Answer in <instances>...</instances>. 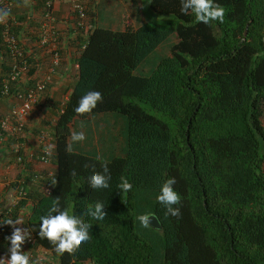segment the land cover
Returning a JSON list of instances; mask_svg holds the SVG:
<instances>
[{
  "label": "trees",
  "instance_id": "16d2710c",
  "mask_svg": "<svg viewBox=\"0 0 264 264\" xmlns=\"http://www.w3.org/2000/svg\"><path fill=\"white\" fill-rule=\"evenodd\" d=\"M43 1L35 7L42 14ZM217 2L225 9L223 23L194 22L191 13H181V0H147L157 15L175 21L160 26L142 15L136 24L123 19V28L96 25L77 39V79L63 106H55V119L46 121L57 166L52 193L41 190L48 180L33 184L35 173L24 160L27 170L18 178L28 198L10 215L15 219L26 207L34 245L52 253L44 264H264V0ZM13 10L8 31L20 36ZM5 33L0 22L1 98L12 57ZM38 41L36 35L31 47L20 43L34 66L30 75L45 50ZM60 52L63 57L61 47ZM28 82L33 80L12 83V93ZM89 90H99L102 99L90 113H75ZM111 113L119 117L107 129L122 121L125 126L121 152L109 158L101 147L76 150L72 128ZM105 165L109 187L90 188L88 176L103 173ZM172 177L180 215L165 217L156 196ZM122 179L132 185L130 191L118 188ZM57 199L62 209L92 225L90 239L63 255L37 235L39 217ZM96 202L104 204L102 221L86 215ZM146 212L161 228L140 227L136 217Z\"/></svg>",
  "mask_w": 264,
  "mask_h": 264
},
{
  "label": "crops",
  "instance_id": "0c3cea01",
  "mask_svg": "<svg viewBox=\"0 0 264 264\" xmlns=\"http://www.w3.org/2000/svg\"><path fill=\"white\" fill-rule=\"evenodd\" d=\"M37 1L41 2L43 0H21L19 1V3H16L14 5L13 12L15 18L18 21L20 31L19 33H21L20 36L23 38L24 44L26 46H30L31 43L29 42V40L38 35L40 17L42 14L40 9L37 10L35 8L39 4L37 3ZM87 8L91 13L98 16L96 17V22L94 23L95 25H93V28L96 25H103V22L107 25H105L106 27H112L114 29L123 28L125 22L128 24L138 23L140 20H142L143 15L141 12L142 0H87ZM56 10L57 27L59 30V35L61 37L60 47L63 52L62 63L57 72V75L53 77L52 82L48 85L45 93L42 95L40 102L28 117L25 125V131L22 133V136L20 138L21 149L26 155L25 160L27 161L31 170L38 176H46L47 173H56V169H52V171H50L51 165L49 163L38 162L37 159H30V157L28 156V154L32 151H34L35 153H40V147L37 142V135H35L33 131L41 127L42 119H46L45 121L50 118L55 119V115L53 117L52 112L56 110V100L60 95L64 94L65 96H68L78 75V64L76 63V59L80 53L78 49L79 47L76 46V43L77 39L81 36V33L76 28L75 23L71 22V10L69 3L63 0H58L56 2ZM103 15L104 18L102 17ZM20 18L22 19L20 20ZM125 18L126 20H124V22L123 19ZM39 55L40 57H42V59L40 58L41 62L38 63L40 69L38 72H36L34 78L44 73V71L47 69V60H49V55L47 56L46 53L43 51L41 52V50ZM3 61L4 59L0 52V70L4 65ZM24 80L25 82L26 80L28 81V79ZM28 84L30 86L32 83L28 82L27 85ZM23 86H25V84H23ZM2 98L0 99V113L6 114L9 112L12 106V100L7 97L3 99ZM117 117L119 116L111 113L108 114L107 117L91 116L87 119H83L82 121H84L85 126H87V128H85V131H83L85 135V139L83 140L84 144L93 143L94 146L92 147V150H99L100 147L101 149L103 148V150L107 154V157L109 158H111L114 154H119L122 150L123 145V141L120 140L124 135L125 126H123V121L117 123L118 127L116 126V128L114 129H107L106 127V123H110L109 121L112 119L116 121ZM119 140L120 143H117L118 148L114 152L113 144L118 142ZM15 145V140L4 142L0 141V210L3 208L7 201V193L10 190L7 186V183L11 182V180L9 179L15 176L18 177L21 173L27 170L25 165H18L15 162V156L13 155ZM10 173L12 175H14L15 173L16 174L15 176L10 177ZM39 180L40 179H37L33 182V184H36V182ZM1 200H4L5 203L1 204ZM27 211L28 210L26 209V207L21 206L16 216V218L19 217L23 221V224H18L17 226L26 228L30 232V238L27 239L26 242L22 245V251H26L30 259L35 258L39 255H44V257L45 255L51 256L52 253L49 250H46L41 246L34 245V243L29 241L33 237V234L31 233V230L27 224ZM7 248L8 242H6V240H2L0 242L1 255H7ZM52 261L53 264H57L56 262H54V260Z\"/></svg>",
  "mask_w": 264,
  "mask_h": 264
},
{
  "label": "clouds",
  "instance_id": "9594fccd",
  "mask_svg": "<svg viewBox=\"0 0 264 264\" xmlns=\"http://www.w3.org/2000/svg\"><path fill=\"white\" fill-rule=\"evenodd\" d=\"M14 5L15 4L13 2V7ZM180 11L184 15H188L189 13H191L194 22L203 23L205 25H209L212 22L223 23L225 17V9L222 5H220L217 2V0H181ZM9 15H10L9 10L7 9L0 10V22H3V20L7 19ZM90 25L91 28H93V24ZM76 28L81 30L84 29L78 27ZM89 29L87 30L85 29V30L88 31ZM67 98L68 96H66L65 100ZM101 99H102V94L99 90L86 91L84 92L83 95L79 97L77 104L74 107V112L77 114L90 113L96 107L97 103ZM64 102H62V104L60 105L63 106ZM39 132L40 131H37V135ZM48 133L50 134V132ZM50 137L53 142V138L51 134ZM20 138L18 139L19 142H20ZM84 139H85V135L83 131H75L71 133V141L73 143L83 141ZM13 140L16 141V139L14 138ZM49 148L50 146L45 147L44 151L46 153L49 152ZM20 151L25 155L22 149ZM35 154L38 155L39 152ZM54 156H55V151L49 164L52 161L54 162V158H55ZM15 159H16V155H15ZM18 165H25V164H18ZM36 175L37 174H35V176ZM54 175L55 173L52 174V176H49L47 173L46 176L44 175L45 176L44 180H50V178H52ZM18 179L21 178L17 177L15 180ZM109 179H110V175L108 174V168L106 165L103 168V173H98L94 171L87 178L88 185L92 189H107L109 187V183H108ZM52 183L53 185L55 184L54 181ZM175 184H176L175 177L165 180L161 184L158 194L156 196L157 203L163 206V208L165 209L164 212L165 217L180 215V208L178 205L180 204L181 196L177 191L174 190L173 185ZM118 188L123 192H128L131 190L132 185L126 179H122L120 184L118 185ZM103 208H104L103 203L96 202L92 205L87 206L86 215L92 220L102 221L106 215V213L102 211ZM153 216H155L153 213L146 212L139 214L136 217V219L139 222L141 228H148L150 225L149 222L150 217ZM18 224H23V221L19 217L15 219H13L10 216L0 217V227L2 228V230L7 228V226L3 228L4 225L11 226L12 228L11 234L5 236V239H2L8 242V248H7L6 256L1 255V251H0V264H41L39 259H30L27 252L22 251V245L26 242L27 239L30 238V232L26 228L17 227L16 225ZM91 226L92 225L90 223L86 222L79 215L70 213L67 209H62L59 200L57 199L54 203H52L48 207L47 212L39 217V229L37 235L39 236V238L46 239L47 241H49L53 245V250L58 255H63L65 252L71 253L82 242H86L90 239L89 230ZM2 230L0 231L2 232Z\"/></svg>",
  "mask_w": 264,
  "mask_h": 264
},
{
  "label": "built area",
  "instance_id": "2783aa9c",
  "mask_svg": "<svg viewBox=\"0 0 264 264\" xmlns=\"http://www.w3.org/2000/svg\"><path fill=\"white\" fill-rule=\"evenodd\" d=\"M58 0H44L43 14L40 18V26L38 32L39 41L38 46L44 48L45 52L49 54V60L47 64V69L43 74L34 78L36 72L39 71V65L36 66V72L30 75L31 69L34 67L31 65L25 48L22 43V38L19 35L10 34V25L7 24V20L1 22L5 26L6 31V42L10 52L11 57V69L8 73L7 79L5 80L1 93L12 100V106L9 112L0 119V139L1 141H7L9 138L16 139V145L14 151L16 153L15 162L18 164L23 163L25 155L21 153V143L18 141L22 132L24 131L25 124L28 117L31 115L33 109L40 102L42 95L45 93L48 85L52 82L53 77L57 75V72L62 63V57L60 52V39L59 30L57 27V16H56V2ZM62 1V0H60ZM70 5V16L75 20V25L78 28L89 29L91 25L87 23V0H63ZM2 9L9 10L11 12L13 8L12 0H0ZM22 41V42H21ZM262 41L264 44V24L262 29ZM43 51V52H44ZM27 54V55H26ZM31 78L33 83L26 87L25 89H16L12 93L11 85L24 79ZM37 140L40 146V153L36 156L34 152H31L28 156L30 159H37L38 162L49 163L54 155V145L50 134L46 130H41L37 135ZM49 152H45V147H49ZM52 176L51 173H48ZM34 179H45L44 175H36ZM9 187V192L7 193V201L3 208V212H0L3 216H10L16 206L22 200L28 198V191L24 186V180L18 179L7 183ZM53 184L50 180L41 187V190L45 195H50L52 193ZM17 226V225H16ZM18 227V226H17ZM0 230L2 228L0 227ZM12 231L11 226H7L6 229L0 231V241L5 239V236L10 235ZM34 243L33 237L29 240ZM46 256V255H45ZM32 259H39L41 264H44V255H39Z\"/></svg>",
  "mask_w": 264,
  "mask_h": 264
},
{
  "label": "rangeland",
  "instance_id": "374dc122",
  "mask_svg": "<svg viewBox=\"0 0 264 264\" xmlns=\"http://www.w3.org/2000/svg\"><path fill=\"white\" fill-rule=\"evenodd\" d=\"M141 12L143 14V20L146 21V22L152 23V24H156V25H160V26H165V25H168V24L173 23L175 21V18L172 15L160 16V15H157L155 12H153L148 7L147 0H145V1L142 0ZM96 17H98V16H96L93 13H91L90 10L88 9V16H87V19H86L87 23L88 24L95 25L94 23L96 22ZM102 17L104 18V15ZM125 20H126V18H125ZM71 22H75V20L71 18ZM105 25L106 24L103 22V25L102 26H105ZM78 31L80 33H83V34H86L87 33V31L85 29H83V30L78 29ZM65 98H66V96L64 94L63 95H60L58 97V99L56 100V104H57L58 107H59L60 104H62V102L65 101ZM52 113H53L52 115L54 117V112H52ZM45 120L46 119H42L41 127H39L38 129H36L35 131H33V133L35 135H37V131L47 130L48 127H47V124H46V121ZM77 126L79 127V129H75L76 128V126H75V127L72 128V132H75V131H85V128H87V126H85V124H84V121H82V120L79 121V123L77 124ZM21 136H22V134H21ZM73 145H74V148L76 150H78V151H83V152H86V153H89V152L92 151V149H90L89 144H84V141H80V142L73 143ZM50 165H51L50 166V171H52V169H56V166H54L55 163L53 161L50 163ZM10 174H9V176L10 177H13V176H15L16 173L14 175H12V174L10 175ZM16 178H17V176H15L13 178H10L9 180L13 181Z\"/></svg>",
  "mask_w": 264,
  "mask_h": 264
},
{
  "label": "water",
  "instance_id": "95a60500",
  "mask_svg": "<svg viewBox=\"0 0 264 264\" xmlns=\"http://www.w3.org/2000/svg\"><path fill=\"white\" fill-rule=\"evenodd\" d=\"M150 226L153 228H161V224L156 216L150 217Z\"/></svg>",
  "mask_w": 264,
  "mask_h": 264
}]
</instances>
